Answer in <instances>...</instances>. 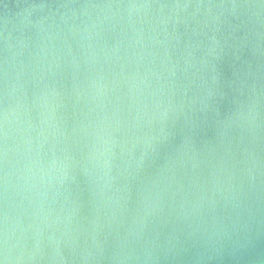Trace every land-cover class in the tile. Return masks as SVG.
Instances as JSON below:
<instances>
[{"label": "water", "instance_id": "water-1", "mask_svg": "<svg viewBox=\"0 0 264 264\" xmlns=\"http://www.w3.org/2000/svg\"><path fill=\"white\" fill-rule=\"evenodd\" d=\"M2 264H264V0H0Z\"/></svg>", "mask_w": 264, "mask_h": 264}, {"label": "snow or ice", "instance_id": "snow-or-ice-1", "mask_svg": "<svg viewBox=\"0 0 264 264\" xmlns=\"http://www.w3.org/2000/svg\"><path fill=\"white\" fill-rule=\"evenodd\" d=\"M0 264H2V261H0Z\"/></svg>", "mask_w": 264, "mask_h": 264}]
</instances>
